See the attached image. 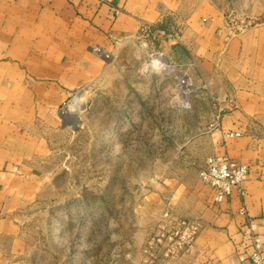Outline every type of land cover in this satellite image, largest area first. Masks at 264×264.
<instances>
[{"label": "rangeland", "instance_id": "obj_1", "mask_svg": "<svg viewBox=\"0 0 264 264\" xmlns=\"http://www.w3.org/2000/svg\"><path fill=\"white\" fill-rule=\"evenodd\" d=\"M209 1L226 39L264 24V0ZM179 29L170 21L141 26L132 41L95 50L101 67L58 108V121L34 122L38 146L17 188L7 189L0 219L1 264L180 260L185 252L167 255L157 238L168 229L165 214L201 228L211 191L198 174L228 93L208 87L177 43ZM75 95L86 109L68 123L63 112Z\"/></svg>", "mask_w": 264, "mask_h": 264}, {"label": "crops", "instance_id": "obj_2", "mask_svg": "<svg viewBox=\"0 0 264 264\" xmlns=\"http://www.w3.org/2000/svg\"><path fill=\"white\" fill-rule=\"evenodd\" d=\"M166 21L180 27L177 43L208 87L228 93L218 104L211 155L249 167L241 194L214 204L210 193L195 242L175 264H238L241 208L264 243V24L226 39L209 0H0V219L38 146L34 122L58 121V108L101 67L95 50L111 51L141 26Z\"/></svg>", "mask_w": 264, "mask_h": 264}, {"label": "built area", "instance_id": "obj_3", "mask_svg": "<svg viewBox=\"0 0 264 264\" xmlns=\"http://www.w3.org/2000/svg\"><path fill=\"white\" fill-rule=\"evenodd\" d=\"M223 135L236 138L240 133ZM198 176L202 184L210 189L213 203L221 204L233 194H241L243 184L249 178V167L223 155H212L205 160ZM239 215L243 217V223L239 231L241 242L235 250L238 264H264V243L257 232L255 221L248 216L244 208L239 210ZM164 216L168 229L160 232L157 241L164 240L168 244L167 255L174 256L192 248L199 232V225L186 220L174 222L167 214Z\"/></svg>", "mask_w": 264, "mask_h": 264}, {"label": "bare ground", "instance_id": "obj_4", "mask_svg": "<svg viewBox=\"0 0 264 264\" xmlns=\"http://www.w3.org/2000/svg\"><path fill=\"white\" fill-rule=\"evenodd\" d=\"M85 109L86 107L83 105L81 98L78 95H75L69 103V111L63 112V115L68 123H71L76 120L80 116V113H82Z\"/></svg>", "mask_w": 264, "mask_h": 264}]
</instances>
